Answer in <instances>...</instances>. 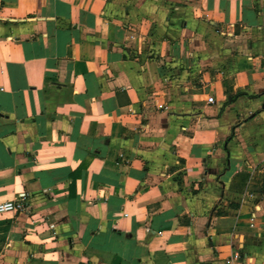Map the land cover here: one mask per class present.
I'll return each mask as SVG.
<instances>
[{"label": "crops", "instance_id": "obj_1", "mask_svg": "<svg viewBox=\"0 0 264 264\" xmlns=\"http://www.w3.org/2000/svg\"><path fill=\"white\" fill-rule=\"evenodd\" d=\"M20 200L0 264H264V0H0Z\"/></svg>", "mask_w": 264, "mask_h": 264}, {"label": "built area", "instance_id": "obj_2", "mask_svg": "<svg viewBox=\"0 0 264 264\" xmlns=\"http://www.w3.org/2000/svg\"><path fill=\"white\" fill-rule=\"evenodd\" d=\"M208 103L214 104V100L209 99ZM24 210H25V205L22 200L0 203V215L7 214V213H21ZM239 259H240L239 255L236 254L229 264H232L234 260H239Z\"/></svg>", "mask_w": 264, "mask_h": 264}]
</instances>
